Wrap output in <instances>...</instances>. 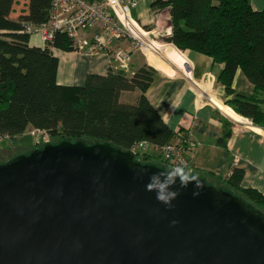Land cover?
Returning a JSON list of instances; mask_svg holds the SVG:
<instances>
[{
	"label": "water",
	"instance_id": "95a60500",
	"mask_svg": "<svg viewBox=\"0 0 264 264\" xmlns=\"http://www.w3.org/2000/svg\"><path fill=\"white\" fill-rule=\"evenodd\" d=\"M169 168L65 135L0 161V264H264V213L194 171L169 207Z\"/></svg>",
	"mask_w": 264,
	"mask_h": 264
},
{
	"label": "trees",
	"instance_id": "16d2710c",
	"mask_svg": "<svg viewBox=\"0 0 264 264\" xmlns=\"http://www.w3.org/2000/svg\"><path fill=\"white\" fill-rule=\"evenodd\" d=\"M20 0H0V135L10 141L27 130H46L50 140L61 135L72 140L109 142L132 149L140 142L149 147L137 150V158L148 162L156 152L184 130H174L150 102L146 91L158 70L143 64L133 74L111 57L107 74L90 73L83 85L57 81L59 59L53 48L74 50L71 38L57 32L55 40L43 46L30 43L27 23L49 20L51 0H21L26 7L15 13ZM171 8L172 30L158 40L178 49H193L223 63L218 81L225 87L224 102L237 113L261 124L264 118V10L253 8L251 0H157ZM117 62V63H116ZM241 70L253 83L247 96L234 88ZM141 92L135 103L123 102V91ZM230 115H237L231 110ZM231 121L224 120L219 142L227 143ZM42 145V144H40ZM155 151L152 153V151ZM3 161V160H0ZM163 165V164H159ZM166 166V165H163ZM232 172L219 176L220 187L230 189L264 213V194L243 187L244 170L231 164Z\"/></svg>",
	"mask_w": 264,
	"mask_h": 264
},
{
	"label": "crops",
	"instance_id": "0c3cea01",
	"mask_svg": "<svg viewBox=\"0 0 264 264\" xmlns=\"http://www.w3.org/2000/svg\"><path fill=\"white\" fill-rule=\"evenodd\" d=\"M23 1L15 4V13L26 7ZM156 1L139 0L132 9L133 18L143 29H151L148 31L155 37L158 36L154 32L155 10L159 7ZM251 3L253 8L264 10V0H251ZM30 43L43 46L36 35L31 36ZM128 45V40H120L114 46L126 48ZM151 45L146 54L142 50L133 53L127 70L131 75L145 63L158 70L146 95L172 129L186 131L188 138L194 142L187 154V168L219 182L217 178L226 177L236 159L237 166L244 170L241 185L264 194V118L261 124L253 120V125L247 128L232 130L225 145L219 142L224 132V120L230 121L228 116L240 119L236 111L224 102L225 87L218 81L223 63L215 62L212 57L193 49L181 50L156 40ZM53 51L59 59L57 81L60 84L83 85L88 74H107L113 67L111 57L106 53L88 54L57 47ZM234 88L236 92L249 96L254 85L239 70ZM140 94L139 90H127L121 93L120 99L135 103ZM231 110L237 117L229 114Z\"/></svg>",
	"mask_w": 264,
	"mask_h": 264
},
{
	"label": "built area",
	"instance_id": "2783aa9c",
	"mask_svg": "<svg viewBox=\"0 0 264 264\" xmlns=\"http://www.w3.org/2000/svg\"><path fill=\"white\" fill-rule=\"evenodd\" d=\"M138 2L139 0H51L49 20L39 25L27 23L25 29L31 36H38L43 45L52 43L57 32H64L71 38L74 50L88 54L106 53L114 57L120 65L127 67L135 51L142 50L146 54L147 49L134 28H141L147 39L156 41L159 36L169 34L172 30L169 5L157 7L155 10L154 32L158 36L155 37L148 31L151 29H143L144 27L142 28L132 15V9ZM120 40H128V47H115V43ZM169 44L175 46L173 43ZM185 74L187 75L186 72ZM237 114L240 116L238 120L226 115L232 123V130L253 125L252 118ZM31 134L40 136L44 141L50 140L46 130L33 129ZM0 139L10 140L8 135H0ZM193 146L194 142L188 135L176 136L162 147L165 162L172 168L188 167L187 154ZM148 147L147 142H140L132 149L137 152ZM233 164L237 165L236 159L233 160ZM231 172L232 170H229L228 173Z\"/></svg>",
	"mask_w": 264,
	"mask_h": 264
},
{
	"label": "clouds",
	"instance_id": "9594fccd",
	"mask_svg": "<svg viewBox=\"0 0 264 264\" xmlns=\"http://www.w3.org/2000/svg\"><path fill=\"white\" fill-rule=\"evenodd\" d=\"M177 182H179L180 189H186L190 184H193L196 189L204 187L200 178L190 169L186 166H177L153 173L146 188L148 191L156 192L159 202L171 207L172 201L180 195ZM193 195H199V192L195 191Z\"/></svg>",
	"mask_w": 264,
	"mask_h": 264
},
{
	"label": "rangeland",
	"instance_id": "374dc122",
	"mask_svg": "<svg viewBox=\"0 0 264 264\" xmlns=\"http://www.w3.org/2000/svg\"><path fill=\"white\" fill-rule=\"evenodd\" d=\"M160 42H165V41L160 40ZM131 97L132 96H130L129 98H131ZM30 131H31V129H30ZM30 131L27 130L24 134L16 137L13 141L12 140L10 141L8 139H0V160L6 161V160L10 159L12 156H14V154L29 152L35 146L40 145V144H44V140H42V138L40 136L33 135V134H31ZM150 151H152V150H150ZM151 161L158 163V164H163V165H166L169 167L168 163L165 162L164 157L160 154V152L155 153L154 156H152ZM187 169H189V168H187ZM207 179L212 184H215L217 186L220 185V182L213 181L210 177Z\"/></svg>",
	"mask_w": 264,
	"mask_h": 264
},
{
	"label": "bare ground",
	"instance_id": "6f19581e",
	"mask_svg": "<svg viewBox=\"0 0 264 264\" xmlns=\"http://www.w3.org/2000/svg\"><path fill=\"white\" fill-rule=\"evenodd\" d=\"M135 32H136V35L143 41V43H145L146 45V48H151V43L155 40L153 39H147L146 38V33L143 31V30H138L136 28H134Z\"/></svg>",
	"mask_w": 264,
	"mask_h": 264
}]
</instances>
